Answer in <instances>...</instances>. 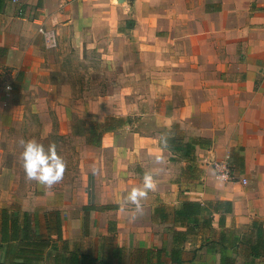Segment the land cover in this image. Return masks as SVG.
Returning <instances> with one entry per match:
<instances>
[{"label":"crops","instance_id":"1","mask_svg":"<svg viewBox=\"0 0 264 264\" xmlns=\"http://www.w3.org/2000/svg\"><path fill=\"white\" fill-rule=\"evenodd\" d=\"M3 1L0 66L12 69L14 82L48 64L43 36L54 29L61 49L96 50L97 63L121 66L140 98L135 112L143 113L142 97L150 102L139 132L103 134L99 150L110 156V168L102 159L80 198L61 186L39 200L0 202L19 228L0 263L9 246L19 252L39 238L47 243L42 264H59L63 246L78 264H174V249L182 264H225L223 254L230 264H264V0ZM104 100L100 124L127 112L119 99ZM175 126L185 141H202L194 160L164 147L162 130ZM216 160L230 162L236 181L217 182ZM149 171L157 187L133 221L125 198ZM218 201L232 202V212L215 211ZM185 202L201 205V214L177 219ZM90 205L99 210H84ZM53 211L65 244L57 240ZM25 214L29 239H23ZM178 231L182 243L174 240ZM143 252L149 260L140 261Z\"/></svg>","mask_w":264,"mask_h":264},{"label":"rangeland","instance_id":"2","mask_svg":"<svg viewBox=\"0 0 264 264\" xmlns=\"http://www.w3.org/2000/svg\"><path fill=\"white\" fill-rule=\"evenodd\" d=\"M46 49L50 52L48 64L24 80L14 82L12 69L0 66V202L39 200L53 195L61 186L71 187L72 197L76 194L80 198L85 184L92 180L91 171L102 159L108 161L104 169L109 170L108 153L99 150L101 145L91 144L100 140L103 96L107 104L119 99L127 111L115 115L123 118L125 125L114 136L139 132L144 118H149V96L141 98L143 113L135 112L134 105L140 98L133 96L134 81L122 79L121 66L97 63L96 50L69 45L61 49L58 41L55 47ZM127 71L124 75L130 73ZM70 89H75L74 95H70ZM162 133L181 134L176 126ZM22 139H35L46 149L54 143L66 162L64 178L51 193L25 179L20 159Z\"/></svg>","mask_w":264,"mask_h":264},{"label":"trees","instance_id":"3","mask_svg":"<svg viewBox=\"0 0 264 264\" xmlns=\"http://www.w3.org/2000/svg\"><path fill=\"white\" fill-rule=\"evenodd\" d=\"M4 5V1L0 0V11L2 10ZM125 125V121L123 118H118L115 116L109 117L103 124H100L102 130L98 133V138L100 140H94L91 142L94 145H99L101 142V138L104 133L112 132L117 128H121ZM164 143V147L170 150L174 154H182L183 158L186 160H194L196 154V146L197 144H202V141L195 140L193 142L185 141V138L182 134L176 135L174 133L166 134L162 139ZM165 141L167 142L165 145ZM232 202L230 201H218L215 205V211H222L223 213H231L232 212ZM110 206H103L101 209H107ZM98 207L94 205L86 206L84 210H97ZM99 210V209H98ZM202 212V206L193 202H185L183 203L181 209L177 212V219H190V218H197ZM50 214H53L56 218V234L57 240L62 241L64 244L67 243L65 239H63V234L61 231V223H60V215L58 211H53ZM1 215V231H0V251L4 247V244H12L11 241L14 242L19 238V228L16 223H9L8 212L6 209L0 211ZM28 214H25V224H24V235L23 239H29L33 235L30 232V222L28 218ZM210 223L209 219H205L204 225L208 226ZM12 226V234L8 235V229ZM179 236L175 237V241L184 242L182 238V231H178ZM32 241L29 240L28 244L25 245V249L21 248L18 251L12 253L14 248L7 249V252L4 257V261L0 264H42L41 261L43 259V253L45 248L47 247V243L44 241H39V238H36V242L31 243ZM24 247V246H22ZM68 247L63 246L62 250L65 252ZM16 250V249H15ZM56 250V249H55ZM63 251L57 250V256L55 260L59 264H78V260L75 258V255L72 253L67 255L66 252L62 253ZM146 258L149 260V256H145L144 252L141 255L140 261ZM83 259H86V256H83ZM171 259L174 264H182V259L180 256V249H174L171 252ZM223 262L225 264H230L229 259L226 255L223 254Z\"/></svg>","mask_w":264,"mask_h":264},{"label":"clouds","instance_id":"4","mask_svg":"<svg viewBox=\"0 0 264 264\" xmlns=\"http://www.w3.org/2000/svg\"><path fill=\"white\" fill-rule=\"evenodd\" d=\"M165 141V145H166ZM20 147L22 152L20 159L22 168L25 173L27 181H35L42 185L46 191L51 193V190L64 178L66 171V162L58 154L56 145L50 144L47 149L45 146L35 139L20 140ZM163 158L157 156L155 158L156 164H162ZM157 171H162L159 169ZM217 182L226 179L225 176L216 175ZM157 187L156 178L152 171L146 172L143 176L142 185L133 187L125 198V205H131L132 210L129 213L131 220H136L139 216L144 214L143 201L148 199L149 193L154 192Z\"/></svg>","mask_w":264,"mask_h":264},{"label":"built area","instance_id":"5","mask_svg":"<svg viewBox=\"0 0 264 264\" xmlns=\"http://www.w3.org/2000/svg\"><path fill=\"white\" fill-rule=\"evenodd\" d=\"M44 46L46 48H53L57 45L58 37L57 32L54 29H50L44 32L43 36ZM213 167L216 171V175L225 176L224 182L236 181V174L231 167L228 160H216L213 162ZM244 184H247V179H242Z\"/></svg>","mask_w":264,"mask_h":264}]
</instances>
